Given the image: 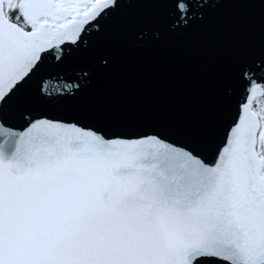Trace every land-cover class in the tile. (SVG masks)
Returning a JSON list of instances; mask_svg holds the SVG:
<instances>
[{
    "label": "snow or ice",
    "instance_id": "6c2138e0",
    "mask_svg": "<svg viewBox=\"0 0 264 264\" xmlns=\"http://www.w3.org/2000/svg\"><path fill=\"white\" fill-rule=\"evenodd\" d=\"M226 12L201 118L93 97ZM0 264H264V0H0Z\"/></svg>",
    "mask_w": 264,
    "mask_h": 264
},
{
    "label": "water",
    "instance_id": "95a60500",
    "mask_svg": "<svg viewBox=\"0 0 264 264\" xmlns=\"http://www.w3.org/2000/svg\"><path fill=\"white\" fill-rule=\"evenodd\" d=\"M255 20L252 13L226 12L193 35L168 40L156 49L126 52L92 95L99 103L137 112L199 119L215 105V72L228 48L238 39L253 38Z\"/></svg>",
    "mask_w": 264,
    "mask_h": 264
}]
</instances>
